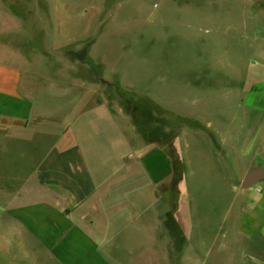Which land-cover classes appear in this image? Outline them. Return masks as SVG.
Returning <instances> with one entry per match:
<instances>
[{"label":"crops","instance_id":"obj_1","mask_svg":"<svg viewBox=\"0 0 264 264\" xmlns=\"http://www.w3.org/2000/svg\"><path fill=\"white\" fill-rule=\"evenodd\" d=\"M33 62L26 72L0 62V264H264V180L239 186L221 217L216 203L200 218L180 154L176 170L157 138L81 73L73 80L89 95L48 107L37 88L67 82L56 59ZM216 142L220 184L227 140Z\"/></svg>","mask_w":264,"mask_h":264},{"label":"rangeland","instance_id":"obj_2","mask_svg":"<svg viewBox=\"0 0 264 264\" xmlns=\"http://www.w3.org/2000/svg\"><path fill=\"white\" fill-rule=\"evenodd\" d=\"M257 53L264 55V0H0V62L26 72L36 59L59 61L66 87L36 92L48 107L68 109L74 96L89 95L73 72L120 103L176 170L177 153L184 159L187 195L200 218L216 203L221 217L245 174L264 168V61ZM223 138L217 184L209 157Z\"/></svg>","mask_w":264,"mask_h":264},{"label":"water","instance_id":"obj_3","mask_svg":"<svg viewBox=\"0 0 264 264\" xmlns=\"http://www.w3.org/2000/svg\"><path fill=\"white\" fill-rule=\"evenodd\" d=\"M262 180H264V168L254 167L241 179L240 187L247 189Z\"/></svg>","mask_w":264,"mask_h":264}]
</instances>
